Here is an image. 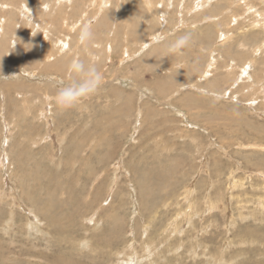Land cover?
Masks as SVG:
<instances>
[{
	"label": "rangeland",
	"instance_id": "1",
	"mask_svg": "<svg viewBox=\"0 0 264 264\" xmlns=\"http://www.w3.org/2000/svg\"><path fill=\"white\" fill-rule=\"evenodd\" d=\"M0 264H264V0H0Z\"/></svg>",
	"mask_w": 264,
	"mask_h": 264
},
{
	"label": "clouds",
	"instance_id": "2",
	"mask_svg": "<svg viewBox=\"0 0 264 264\" xmlns=\"http://www.w3.org/2000/svg\"><path fill=\"white\" fill-rule=\"evenodd\" d=\"M94 39V31L90 23H85L80 28L78 40L82 45L91 43ZM191 41L190 34H184L169 44V51L179 52L187 47ZM72 73V79L59 88L55 94V103L60 110H68L78 106L83 100L96 94L103 83L102 75L95 62H85L81 59H73L68 65Z\"/></svg>",
	"mask_w": 264,
	"mask_h": 264
}]
</instances>
